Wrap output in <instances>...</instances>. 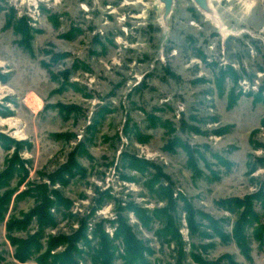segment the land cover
I'll return each mask as SVG.
<instances>
[{
  "label": "rangeland",
  "instance_id": "1",
  "mask_svg": "<svg viewBox=\"0 0 264 264\" xmlns=\"http://www.w3.org/2000/svg\"><path fill=\"white\" fill-rule=\"evenodd\" d=\"M209 1L0 0V264H264V0Z\"/></svg>",
  "mask_w": 264,
  "mask_h": 264
},
{
  "label": "trees",
  "instance_id": "2",
  "mask_svg": "<svg viewBox=\"0 0 264 264\" xmlns=\"http://www.w3.org/2000/svg\"><path fill=\"white\" fill-rule=\"evenodd\" d=\"M117 235L121 238L122 243L125 248V252H126V254L124 255L125 263L126 264H141L142 261H144L143 254L146 251L144 246L134 238L130 230H127L123 226L119 228V231H117ZM99 241H100V244H99L100 249L97 250V253L93 256V261H99L100 264H108V261L112 255V253L110 252L112 245L110 244L109 241H107L101 235L99 236ZM71 249H73L72 251H74L75 248L73 247ZM69 256H70L69 253L61 256L60 258H65V259L61 260L60 264H77V262L71 257L74 255L71 254V256L70 257ZM55 262L58 263V260Z\"/></svg>",
  "mask_w": 264,
  "mask_h": 264
},
{
  "label": "water",
  "instance_id": "3",
  "mask_svg": "<svg viewBox=\"0 0 264 264\" xmlns=\"http://www.w3.org/2000/svg\"><path fill=\"white\" fill-rule=\"evenodd\" d=\"M160 1L163 3L164 13L162 17L165 20L171 10L173 0H160ZM193 1L200 10H208L207 0H193Z\"/></svg>",
  "mask_w": 264,
  "mask_h": 264
},
{
  "label": "bare ground",
  "instance_id": "4",
  "mask_svg": "<svg viewBox=\"0 0 264 264\" xmlns=\"http://www.w3.org/2000/svg\"><path fill=\"white\" fill-rule=\"evenodd\" d=\"M207 6H208V10H201L206 16L208 17H212V18H215L216 21H219L218 20V17L215 15V12H214V9H213V6L211 5L210 1L207 0ZM158 21H159V24L164 26L166 22H164L163 18H162V15L160 13L159 15V18H158Z\"/></svg>",
  "mask_w": 264,
  "mask_h": 264
}]
</instances>
